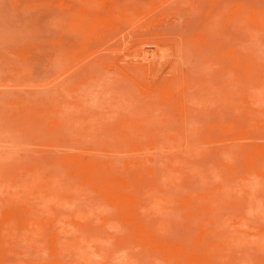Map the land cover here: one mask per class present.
Returning <instances> with one entry per match:
<instances>
[{
  "label": "rangeland",
  "instance_id": "374dc122",
  "mask_svg": "<svg viewBox=\"0 0 264 264\" xmlns=\"http://www.w3.org/2000/svg\"><path fill=\"white\" fill-rule=\"evenodd\" d=\"M0 264H264V0H0Z\"/></svg>",
  "mask_w": 264,
  "mask_h": 264
},
{
  "label": "bare ground",
  "instance_id": "6f19581e",
  "mask_svg": "<svg viewBox=\"0 0 264 264\" xmlns=\"http://www.w3.org/2000/svg\"><path fill=\"white\" fill-rule=\"evenodd\" d=\"M146 59V58H145ZM144 60V59H143Z\"/></svg>",
  "mask_w": 264,
  "mask_h": 264
}]
</instances>
